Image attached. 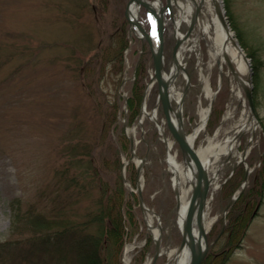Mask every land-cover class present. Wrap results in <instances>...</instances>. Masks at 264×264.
I'll list each match as a JSON object with an SVG mask.
<instances>
[{
	"label": "rangeland",
	"instance_id": "obj_1",
	"mask_svg": "<svg viewBox=\"0 0 264 264\" xmlns=\"http://www.w3.org/2000/svg\"><path fill=\"white\" fill-rule=\"evenodd\" d=\"M128 2L0 0V264H54L52 256L30 249L29 241L45 226L35 229L28 219L33 216L40 223L38 218L48 221L54 217L77 225L86 223L118 190L120 182L124 190L117 203L125 213L131 200L136 227L133 231L127 224L122 264H135L134 257L149 242L144 261H137L147 264L154 243L149 239L145 243V214L137 194L131 192L136 190L140 159L142 194L146 205L157 213L148 212L147 217L154 226L160 221L163 227L162 255L156 264H166L168 252L182 241L166 145L155 122L142 114L143 92L153 73L151 49L130 31L125 17ZM223 2L235 41L249 60L248 69L253 70L257 125L235 140L238 145L229 159L220 155L209 165L210 174L215 172L217 177L206 216L210 248L202 264H264V0ZM165 17V67L169 73L176 31L168 13ZM138 19L150 30L143 6ZM186 28L183 22L181 31ZM201 46L200 55L192 51L182 57L187 75L180 73L172 85L183 97L186 134L198 126L202 110L214 98L205 128L194 141L196 150L234 136L248 113L227 66L222 67L221 79L219 64L211 63L203 41ZM250 52L258 55V69L253 67ZM247 74L246 70L244 76ZM135 87H140L139 99ZM131 98L132 103L128 102ZM157 100L155 83L148 92L146 109L157 110L173 142L172 153L183 163L181 148L168 129L162 105L156 106ZM172 105L179 106L175 99ZM246 146L245 161L236 165ZM247 167L250 173L242 194L250 186L261 192L247 204L239 233L229 239L228 214L221 232L223 212L240 190ZM123 172L126 181L121 178ZM72 174L77 175L80 186H66L73 182L68 181ZM181 184L182 191L189 186L184 180ZM15 209H19L16 226ZM97 226V222L89 223L85 231L98 235ZM57 260L56 264H67Z\"/></svg>",
	"mask_w": 264,
	"mask_h": 264
},
{
	"label": "water",
	"instance_id": "obj_2",
	"mask_svg": "<svg viewBox=\"0 0 264 264\" xmlns=\"http://www.w3.org/2000/svg\"><path fill=\"white\" fill-rule=\"evenodd\" d=\"M182 1H185V0H182ZM132 3L146 8L150 16V22L152 26L151 32H147L146 29L140 24V22L137 19H134L131 17L130 5ZM215 5H216V11H217L218 17L220 18L221 22L223 23V25L226 27V29L230 33L231 30H230V25L226 17L227 16L226 9L220 7L218 3H216ZM174 7L180 8V4L178 3V0H166L165 5H162L159 12L155 10L153 6V2L151 0H129L127 7H126V11H125V16L130 22V29L136 31V27H137V29L139 30L138 37L140 39L147 40L150 46V49H151V58L153 60V71L154 72H153V75L151 76L150 81L147 84V87L145 88L143 92L142 112L149 114L145 110V100L147 96V89L149 85H152L156 81L157 86H158V101L157 102L162 104L163 112L166 117V121L168 125V129L170 133L172 134V136L174 137V139L178 142L181 148V151L183 153V157L186 155V153H188L195 165L196 179H195V182H193L194 184L192 186V191H191V195L189 199V206H188V209L185 215L184 224L182 226L183 238L178 247L177 252L182 250V248L187 244L189 245L190 250H191V257H190L188 264H201L203 260L205 259V256L207 255V252L210 248V244L207 241L208 229L205 227L206 226L205 219H206L207 207L211 202V197L209 199L207 198L209 190H210L211 180L208 175L207 168L204 166L198 153L193 147V142L189 141L186 138L187 136L182 126V110H181L182 102L180 101L178 103L179 106L175 109L172 105V101L170 97V89L174 83L175 78L179 74V72L182 71L184 73H187L184 65H182L181 61L179 60L177 56L178 48L182 42V40H180L178 36H176V43L173 49V61L177 67V70L175 73L172 74L170 79H167L163 75V73H166L165 72V53H164V25H165L164 12H165V9L168 10V12L170 13V17L173 23L175 24L176 20H175V16L173 13ZM194 22H195V18L192 17L191 23L188 24L187 30L185 31V33H183V41H186L191 35V32L194 27ZM178 28H176L175 26L176 30ZM234 43L240 47V45L235 40H234ZM240 49L242 50V47H240ZM245 58L249 64L248 58L246 56ZM225 62L230 72L235 77L239 88L242 90L244 94V98L246 100V103L249 109V117L255 119L254 121L257 122V119H256L257 115L255 111L254 98H253V83H252L253 82V70L252 68L250 67V70L247 76L245 78H242L238 75V72L234 66V63L232 62V59L227 55L225 56ZM220 77L222 78L221 69H220ZM188 81H189V78H187V82ZM169 85H171L170 89H169ZM187 89H188V85H187ZM186 90L184 91L183 96L185 95ZM158 103L156 104V106L158 105ZM212 103H213V100H212ZM212 103L210 105V109L212 107ZM174 111L177 114V122L172 121V119L170 118V113ZM155 112L156 110H152L151 118L156 122L163 136V140L165 141V144L167 145L165 131L161 129L160 126L158 125V120L156 118ZM141 122L142 121L140 120V123ZM238 136L240 137V134H238ZM129 138L131 142V154L132 156H134L136 155L135 148H134V140H133L132 135H130ZM244 153H246V149L244 150ZM142 164H143V159L141 160L137 168V191L139 195L138 197L139 205L144 213L147 210L154 212L153 210H150L145 205V202L142 196V184L140 182V172L142 169ZM248 172L249 170L247 169L241 191H239L236 195H234L231 198V200L228 202V204L226 205L224 212H223V217L226 216V213L229 210V208L234 204L238 196H240L243 189L245 188ZM122 177L124 179L123 175ZM174 193H175L176 200H177V206H179L180 190L177 184H174ZM147 225H148V230L151 231V225L149 223H147ZM158 229H159V233L156 237H154L155 250L153 253V257L151 258L149 264H156L157 258L161 254L162 228L160 225L158 226Z\"/></svg>",
	"mask_w": 264,
	"mask_h": 264
},
{
	"label": "bare ground",
	"instance_id": "obj_3",
	"mask_svg": "<svg viewBox=\"0 0 264 264\" xmlns=\"http://www.w3.org/2000/svg\"><path fill=\"white\" fill-rule=\"evenodd\" d=\"M153 6L157 12L160 11L162 5H164L161 0H153ZM216 3L220 5L222 8H226L224 5L223 0H185L184 3L180 2V8H179V16L177 17L175 26L178 28V26L185 22L186 24H190L192 17L195 18L194 27L191 32L190 37L188 38V41H183V32L181 30L177 29V36L180 40H182L177 56L179 60L181 61L182 57L187 52L196 51L198 55H200V49H201V42L203 41L207 53L210 57L211 63H217L219 66L224 67L225 65V56H229L232 59V62L234 63V66L238 72V75L242 78H244V73L248 72V62L246 61L244 57V51L240 49V47L234 43V34L226 29V27L221 22L220 18L218 17L217 11H216ZM140 7L134 3L130 5V14L131 17L134 19H138V13H139ZM177 70L176 65H172L171 72L170 73H163L164 77L167 79H170L173 73H175ZM181 72V71H180ZM169 85V89H170ZM151 85L148 86L147 93L151 89ZM170 97L171 99H175L176 101L182 102V96L180 93H177L174 91V87L172 86L170 89ZM147 111V110H146ZM249 111V110H248ZM208 112L209 108L203 109L201 112V120L198 124V126L194 129V131L190 134H186V138L193 142L195 141L198 133L203 128V124L206 123L208 119ZM147 114L143 112V117ZM152 115V114H151ZM150 115V116H151ZM156 117L157 112H156ZM170 118L172 121L177 122V114L176 112L170 113ZM207 118V119H206ZM255 119L249 117V112L247 113V117L245 118V121L240 125L239 128H237V131L241 130L242 132H245L249 130L250 132H253L257 122L254 121ZM158 125L161 129L165 131V127L163 125V122H158ZM183 126V121H182ZM166 132V131H165ZM167 141V162L169 165V168L173 174V178L175 183L179 186L181 189V183L182 181H187L189 186L186 187V190L182 191L181 189V198H180V204L177 208V221L178 226L180 229H182V226L184 224L185 215L189 206V193L191 190V187L193 186V182H195L196 179V169L193 160L190 158L189 154L186 153L183 159V163H180L174 153H172V147L173 142L170 140L169 136H166ZM237 143L235 142V138L229 137L225 141L212 144L210 143L207 147L201 148L199 150H196L198 153L201 161L203 162L204 166L208 169L209 165L212 163L213 159L215 157H218L221 155H230L232 154L236 149ZM216 171V170H215ZM214 176L211 178L215 180L217 175L215 172H213ZM188 192L187 195L183 194ZM149 223L150 220L148 219ZM206 224V222H205ZM207 228V226H205ZM196 230V229H195ZM154 233L156 234L158 232L157 228H153ZM170 258H173V262L170 264H188L190 257H191V250L189 245H185L182 250L179 252H176V249L171 250L168 252ZM150 261V260H149ZM149 263V262H148Z\"/></svg>",
	"mask_w": 264,
	"mask_h": 264
},
{
	"label": "trees",
	"instance_id": "obj_4",
	"mask_svg": "<svg viewBox=\"0 0 264 264\" xmlns=\"http://www.w3.org/2000/svg\"><path fill=\"white\" fill-rule=\"evenodd\" d=\"M238 37L242 39L241 35H238ZM249 54L253 58L254 69H258L260 66L258 55L255 52H250ZM135 89L134 93L139 99L141 95L140 87H135ZM128 102L132 103V98ZM70 180L73 182H68L66 186L70 187L74 184L80 186L77 175L72 174L69 176L68 181ZM250 188L248 192L245 191L240 196L228 213V222L231 220V224L226 226V231H229L227 232L229 239L235 238L239 233L240 226L245 221V211L248 209L247 204L256 200L257 193L261 192L252 186ZM116 189L118 190L110 194L109 200L92 217H89L86 223L80 225L57 220L54 217H51L48 221H44L45 219L42 221L38 218L41 221L38 223L34 219L35 217H30L28 222L33 228L38 229V227L45 226L43 228L44 231L40 230L43 232L37 234L34 239L29 241L30 249L40 252L45 257L52 256L54 264H56L57 258L59 263L62 260L66 261L67 264H122L123 247L129 235L127 226L134 228L133 231L136 230V227L135 215H132L131 200L128 202L125 213L121 210L120 204L117 203L120 198L119 192L122 193L124 190L122 182L119 183ZM105 190H107L106 187ZM108 203H111V205L109 206ZM18 211L19 209L14 210V226L19 224L15 219ZM237 211L239 212L237 213ZM94 222L99 225L97 226V230L100 233L98 235L85 231L86 226ZM29 224L28 226H30ZM102 230L103 233H101ZM145 246L134 257L133 261L135 264L144 261L147 254L146 251L147 249L149 250V242Z\"/></svg>",
	"mask_w": 264,
	"mask_h": 264
}]
</instances>
